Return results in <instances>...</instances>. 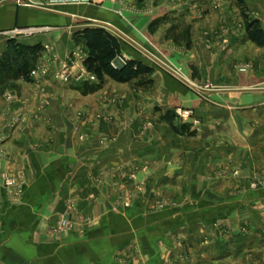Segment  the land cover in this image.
I'll list each match as a JSON object with an SVG mask.
<instances>
[{"label":"crops","instance_id":"obj_1","mask_svg":"<svg viewBox=\"0 0 264 264\" xmlns=\"http://www.w3.org/2000/svg\"><path fill=\"white\" fill-rule=\"evenodd\" d=\"M174 2L0 0V55L11 40L41 48L26 77L0 73V176L24 181L20 198L0 193V264H264V194L234 190L255 170L239 158L260 149L264 118V46L240 9L264 31V0ZM94 26L152 68L144 91L54 77L75 49L86 57L79 33ZM221 29L226 43L202 44ZM235 168L241 177L216 176ZM168 199L177 206L155 208ZM62 218L73 227L54 237Z\"/></svg>","mask_w":264,"mask_h":264},{"label":"trees","instance_id":"obj_2","mask_svg":"<svg viewBox=\"0 0 264 264\" xmlns=\"http://www.w3.org/2000/svg\"><path fill=\"white\" fill-rule=\"evenodd\" d=\"M236 1L240 4L244 2ZM245 31L249 40L258 46H264V31L257 19L246 16ZM79 37L87 50L83 65L97 79L95 84H85L84 91L100 89L107 78L117 82L139 80V84L148 83L146 77L152 72V68L142 61L126 59L122 65H114L121 56L120 42L107 29L99 26L86 27L79 33ZM40 49L38 44L27 46L11 40L8 51L0 55V73L22 74L26 77L37 60Z\"/></svg>","mask_w":264,"mask_h":264},{"label":"built area","instance_id":"obj_3","mask_svg":"<svg viewBox=\"0 0 264 264\" xmlns=\"http://www.w3.org/2000/svg\"><path fill=\"white\" fill-rule=\"evenodd\" d=\"M52 3H70V4H86L93 2V0H51ZM228 0H218L216 1L217 6H221ZM34 30L31 28L27 29H22V28H15L11 30V34L17 35V34H30ZM9 32V33H10ZM8 33V32H7ZM216 36L215 38H218L222 43H226L227 39L225 38V30L221 29L217 32H215ZM210 34H203L201 37V42L205 47H210L211 46V39H210ZM43 54V58L47 59L49 62L55 63L57 58L56 56L51 53L48 55ZM85 58L84 52H82L81 49L77 48L74 51L71 52L69 56H67L63 60L57 61V67L54 71V77L61 81V82H68L72 79L75 80H80V81H85L87 82L89 79V73L85 69L83 65V60ZM126 58L124 56H119L117 58V61H119L120 64H123ZM117 65V64H114ZM241 71L246 70V66H241ZM74 71H77V74H74ZM12 122H15L16 119L14 117L11 118ZM11 122V123H12ZM7 138V133L5 131L3 123L0 122V159L5 156V150L3 148V145L5 143V140ZM23 178L21 175H9V174H2L0 176V193H5L8 194L12 199L16 200L20 198V195L22 194L23 191ZM163 206V205H162ZM171 206H175V204H171ZM161 208V205L159 206ZM83 223L88 222V218H83L82 219ZM73 227V222L70 219H60L56 226H54L50 230V234L54 237L59 236L62 232L66 230H70Z\"/></svg>","mask_w":264,"mask_h":264},{"label":"rangeland","instance_id":"obj_4","mask_svg":"<svg viewBox=\"0 0 264 264\" xmlns=\"http://www.w3.org/2000/svg\"><path fill=\"white\" fill-rule=\"evenodd\" d=\"M107 1V0H105ZM113 2H120V1H125V0H111ZM170 3H172V5H174V0H168ZM180 1V0H178ZM194 1V0H193ZM200 1H203V0H200ZM216 1L218 0H209V2H212V4L216 7L217 6V3ZM104 0H93V2H90L89 4H97V3H103ZM88 4V3H86ZM240 12H241V15L243 17V19L245 20V17L247 16L248 18H253L252 15H249V14H246L245 11L243 9H240ZM203 13H201L200 15H195V16H202ZM218 31V30H217ZM217 31H211V30H204L202 32V36L203 34L207 33V34H210L211 38L212 37H215ZM218 39V38H216ZM243 67V66H246V71H244L245 73L247 72H250V69H251V64L249 63H242V62H236L234 65H233V69L234 70H237V71H241V68L240 67ZM74 74H77V71H74ZM140 82V81H139ZM147 84H139V83H133V87L136 91H138L137 88H141V90L145 89V86ZM253 87V86H251ZM264 88V86H258L257 88ZM204 88L206 89H211V90H216V89H221V87H211V83H206ZM264 105V104H262ZM264 110V109H263ZM177 111V110H176ZM181 112V110H180ZM261 145H260V149L257 150L255 149L254 151H250L248 154L246 153L245 155L244 154H241L239 160L240 161H246V160H249V161H253V163L257 164V165H254L253 167H255V170L252 169L250 171V174L249 176H246V182L243 184V183H239V184H236V188L234 189L235 190V193H239L241 191H261L262 194H264V118H261ZM244 155V156H243ZM241 170L239 168H235L233 170H230V171H222V170H219L218 172H216V176L219 177V178H222L224 177L226 174H229V176H240L241 177ZM119 194H126L124 191L123 192H120ZM171 204H175V206H177V202L175 201H172V200H161L159 201L158 204L155 205V208L157 209H161V208H165V207H175V206H171ZM161 205V208H159V206ZM163 205V206H162ZM245 231V230H244Z\"/></svg>","mask_w":264,"mask_h":264}]
</instances>
